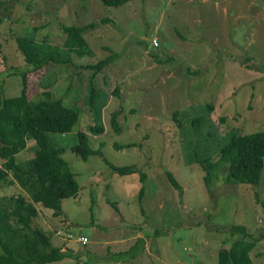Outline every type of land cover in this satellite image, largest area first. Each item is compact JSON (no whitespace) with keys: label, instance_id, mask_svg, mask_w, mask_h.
<instances>
[{"label":"rangeland","instance_id":"1","mask_svg":"<svg viewBox=\"0 0 264 264\" xmlns=\"http://www.w3.org/2000/svg\"><path fill=\"white\" fill-rule=\"evenodd\" d=\"M0 16V97L18 95L20 73L32 68L15 40L26 34L59 59L39 83L42 72L33 74V101L50 91L80 111L70 131L48 132L79 190L61 200L60 215L37 204L32 225L74 255L45 264H221L220 250L244 236L232 225L253 233V264H264V166L258 185L229 183L227 164L215 166L208 189L205 171L187 162L210 156L216 164L219 137L264 129V0H0ZM64 24L82 28L91 52L64 45ZM111 50L109 64L91 66ZM96 123L103 132L89 130ZM80 129L101 155L72 152ZM34 147L30 138L17 160ZM104 159L138 172L117 174ZM17 195L29 199L10 176L0 181L1 204L11 207ZM80 234L85 243L75 239Z\"/></svg>","mask_w":264,"mask_h":264},{"label":"trees","instance_id":"2","mask_svg":"<svg viewBox=\"0 0 264 264\" xmlns=\"http://www.w3.org/2000/svg\"><path fill=\"white\" fill-rule=\"evenodd\" d=\"M128 1L130 0H101L107 6H118ZM62 28L66 33L64 45L76 49L77 54L91 52L80 26L64 24ZM15 40L24 60L32 68L20 73L21 90L18 95L0 97V181L10 176L12 182H17L29 199L24 195H17L11 198V207L8 203H0V264H45L71 257L73 253L54 244L48 230L32 225V220L40 214L37 204L51 208L55 215H60L61 200L75 196L79 190L74 173L61 156L63 147H56L50 141L48 132L70 131L78 122L80 111L67 106L60 98H51L50 91L44 92V98L33 101L32 93L37 88V83L44 78L47 64L53 61L57 63L59 59L53 50L46 52L44 44L31 35H17ZM115 55L116 52L111 50L105 58L91 66L100 69L109 64ZM37 72L42 73L35 83L33 74ZM0 91L2 92L1 87ZM212 107L209 103L208 108ZM112 126L117 132L120 131L114 116ZM89 130L92 133H101L104 127L96 123L89 126ZM77 137L78 141L70 146L72 152L83 159L91 154L101 155L100 149L89 146L85 131L78 130ZM30 138L35 139L33 156L17 160L16 155L28 146ZM218 142L219 160L216 164L210 161V156L187 159V162L196 161L205 171V186L209 189L213 168L220 164H227L229 183L258 185L264 166V129L245 132L234 129L227 137H219ZM135 144L137 143L132 141L126 145ZM104 161L113 172L120 175L138 172L135 164L117 166L105 159ZM140 173L141 182L145 183L148 177L145 172ZM166 175L172 186L182 193L183 186L172 171L167 170ZM145 189V185H142V196ZM139 198L142 199L140 196ZM231 232L243 233L244 236L235 239L229 249L220 250V263L253 264L250 255L255 245L253 233L246 225H232Z\"/></svg>","mask_w":264,"mask_h":264},{"label":"built area","instance_id":"3","mask_svg":"<svg viewBox=\"0 0 264 264\" xmlns=\"http://www.w3.org/2000/svg\"><path fill=\"white\" fill-rule=\"evenodd\" d=\"M152 42H153L154 45H158V44H159V41H158V39H157L156 37L153 38ZM56 233H57V234H61V233H62L61 229L58 228V229L56 230ZM65 237H66V238H71V237H73V234L70 233V232H67ZM75 239H76L77 241L81 242V243L87 241V238H86L83 234L77 235V236L75 237Z\"/></svg>","mask_w":264,"mask_h":264}]
</instances>
